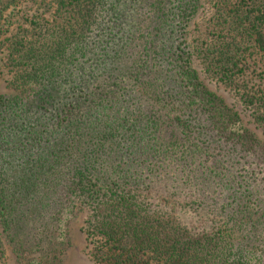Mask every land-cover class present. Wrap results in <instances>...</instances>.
Masks as SVG:
<instances>
[{
	"label": "trees",
	"instance_id": "1",
	"mask_svg": "<svg viewBox=\"0 0 264 264\" xmlns=\"http://www.w3.org/2000/svg\"><path fill=\"white\" fill-rule=\"evenodd\" d=\"M221 1L205 46L186 40L200 0H150L142 30L141 0H47L7 38L0 257L51 235L69 248L88 209L96 264H264V140L192 64L235 85L264 56V0ZM242 94L264 121V91Z\"/></svg>",
	"mask_w": 264,
	"mask_h": 264
},
{
	"label": "rangeland",
	"instance_id": "2",
	"mask_svg": "<svg viewBox=\"0 0 264 264\" xmlns=\"http://www.w3.org/2000/svg\"><path fill=\"white\" fill-rule=\"evenodd\" d=\"M234 1L231 0V2ZM46 3L47 0H17L13 6L5 10L4 17H9L11 24H4L3 33L0 36V91L10 89L14 83V72L5 64L7 38L18 27L29 26V20L33 16L50 17L52 10L47 8ZM220 4H222L221 0H200V7L190 19L187 27L186 40L189 47L192 48L195 44L199 46L210 45V43L217 40L216 33L218 31L213 26V20L215 7ZM229 7H233V5L231 4ZM137 10L141 22V30L146 29V25H148L154 15L150 7V0H141ZM218 39L220 38L218 37ZM246 58L243 73L235 76V85L217 80L206 69L204 61L198 54H193L192 64L208 88L222 97L226 104L240 115L245 126L264 140V121H260L255 116V108L243 101L242 94L245 90L262 89L264 91V56L253 54L246 56ZM88 215L89 210L84 209L70 221L69 229L71 230L72 246L70 245L69 248L67 244H59L51 235L41 241L35 239L33 249L26 251L21 258H17L9 246L5 244V252L0 257V264H96L90 255V250L93 247L92 238H87L83 229L84 221ZM33 230L34 232L35 230L41 231L42 228L33 225Z\"/></svg>",
	"mask_w": 264,
	"mask_h": 264
}]
</instances>
